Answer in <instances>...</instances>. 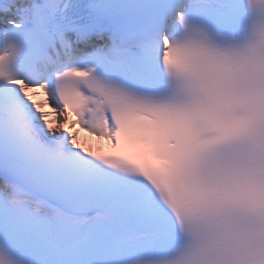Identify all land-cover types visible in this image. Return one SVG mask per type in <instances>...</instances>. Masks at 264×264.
Wrapping results in <instances>:
<instances>
[{"label": "snow or ice", "instance_id": "6c2138e0", "mask_svg": "<svg viewBox=\"0 0 264 264\" xmlns=\"http://www.w3.org/2000/svg\"><path fill=\"white\" fill-rule=\"evenodd\" d=\"M0 264H264V0H0Z\"/></svg>", "mask_w": 264, "mask_h": 264}, {"label": "bare ground", "instance_id": "6f19581e", "mask_svg": "<svg viewBox=\"0 0 264 264\" xmlns=\"http://www.w3.org/2000/svg\"><path fill=\"white\" fill-rule=\"evenodd\" d=\"M81 136L84 137L82 133H81ZM91 139L95 140V138H91Z\"/></svg>", "mask_w": 264, "mask_h": 264}]
</instances>
